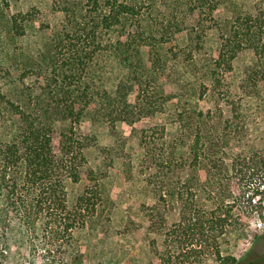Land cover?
Wrapping results in <instances>:
<instances>
[{"label": "trees", "instance_id": "1", "mask_svg": "<svg viewBox=\"0 0 264 264\" xmlns=\"http://www.w3.org/2000/svg\"><path fill=\"white\" fill-rule=\"evenodd\" d=\"M221 5L52 0L54 23L44 27L41 51L17 69L20 85L0 68V262L13 253L21 263L83 264L75 235L102 232L104 212L92 169L70 199L87 166L86 111L96 104L103 120L134 123L164 113L176 98V132L154 125L139 136L138 173L152 198L140 211L163 250L155 239L149 245L157 264H240L222 246L232 236L246 238L254 219L264 223V147L258 144L264 137V0H255L251 11H232L224 23L213 18ZM190 18L194 23L186 25ZM27 22L26 14L10 12L9 0H0L1 54L8 41L25 35ZM182 32V59L199 81L193 102L159 83L168 64L160 50ZM245 51L253 61L235 68ZM27 77L32 84L24 83ZM172 213L177 219L168 224ZM142 257L151 264L148 252Z\"/></svg>", "mask_w": 264, "mask_h": 264}, {"label": "rangeland", "instance_id": "2", "mask_svg": "<svg viewBox=\"0 0 264 264\" xmlns=\"http://www.w3.org/2000/svg\"><path fill=\"white\" fill-rule=\"evenodd\" d=\"M9 1L10 12L26 14L28 22L25 35L14 44L8 41V47L4 48L3 54L0 52V68L8 69L13 76L10 80L20 85L17 69L27 63L26 57H35L37 51H41L48 37L44 27L54 23L51 12L52 0ZM254 1L222 0V5L213 13V18L224 23L231 19L232 11H251ZM193 23L192 18L186 21V25ZM185 38V32H182L176 35L174 40L162 46L160 52L166 55L168 64L164 74L160 76L159 83L165 86L168 94L175 95L178 100L193 102L194 88H197L199 81L194 80L188 64L182 59ZM1 47L0 44V49ZM14 51L22 52L24 57L13 59ZM174 56L179 58L174 60ZM253 59L252 52L245 51L233 61V66L239 68ZM34 80L27 77L24 83L30 85ZM175 102L176 98H172L165 104L164 113L144 117L134 123H110L103 120L96 113V104H92L86 111L82 130L90 138V146L85 154L87 166L81 171L80 182L70 188V199L83 190L87 171L92 169L99 174L100 189L104 197V212L99 220L102 232L98 230L89 235L88 231H84L80 235H75L84 255L83 264H149L142 257L144 252L150 254L151 264H157L158 261L149 243L155 239L157 249L162 251L161 239L156 235H148V222L140 211V206L143 203H152V198L144 192V178L138 173L137 164L143 154L139 145V136L140 131L154 125H164L168 135L174 134L178 128L172 122ZM205 106V103L199 102L200 108ZM258 144L264 147V137ZM176 219V213H172L168 216L167 223L171 224ZM263 230L264 223L254 219L247 237L232 236L229 242L222 246L223 254L235 257L240 264H264ZM0 264L28 263L18 262L11 253L10 259ZM208 264L218 263L209 261Z\"/></svg>", "mask_w": 264, "mask_h": 264}]
</instances>
